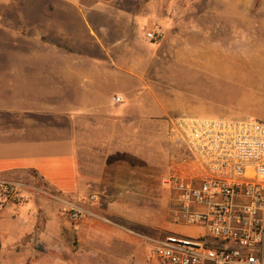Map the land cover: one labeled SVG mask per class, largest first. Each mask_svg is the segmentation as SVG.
<instances>
[{
  "label": "crops",
  "instance_id": "1",
  "mask_svg": "<svg viewBox=\"0 0 264 264\" xmlns=\"http://www.w3.org/2000/svg\"><path fill=\"white\" fill-rule=\"evenodd\" d=\"M84 22L86 33L99 38L93 22ZM57 29L63 37L69 34L66 27ZM127 52L104 55L135 54ZM5 56L17 60L1 68L0 196L6 185L19 189L2 201L0 264L121 263L132 240L125 232H133L127 225L130 211H115L106 202L118 196L115 185L125 188L120 195L128 208L129 201L145 196L136 177L147 176L143 171L150 168L135 141L151 124L146 111L112 101L115 94L126 100L128 68L89 61L97 55L57 44ZM109 88L111 94L102 98ZM123 137L134 140L125 145ZM91 194L98 198L89 201ZM68 206H78L84 215L72 221L61 210ZM176 207L166 210L165 219L173 220ZM153 240L147 238V245Z\"/></svg>",
  "mask_w": 264,
  "mask_h": 264
},
{
  "label": "rangeland",
  "instance_id": "2",
  "mask_svg": "<svg viewBox=\"0 0 264 264\" xmlns=\"http://www.w3.org/2000/svg\"><path fill=\"white\" fill-rule=\"evenodd\" d=\"M86 18L99 29V38L86 33ZM59 27L69 34H58ZM148 31L162 37L150 40ZM53 44L97 55L89 61L127 67L131 81L125 103L134 104L139 114L146 111L151 122L135 140L150 166L143 171L147 176L139 172L136 177L141 180L136 186L147 194H137L128 208L120 195L125 188L115 185L118 196L106 202L115 211H130L127 225L133 232L125 231L132 239L130 250L119 264H147V238L204 233L165 219L166 210L177 205L166 183L168 129L171 119L183 114L264 121V0H0V76L2 67L16 64V58L5 56L10 51ZM105 51L135 54L108 57ZM107 89L102 98L113 91ZM120 140L126 145L134 139Z\"/></svg>",
  "mask_w": 264,
  "mask_h": 264
},
{
  "label": "built area",
  "instance_id": "3",
  "mask_svg": "<svg viewBox=\"0 0 264 264\" xmlns=\"http://www.w3.org/2000/svg\"><path fill=\"white\" fill-rule=\"evenodd\" d=\"M159 31L147 38L159 40ZM114 103L125 96L115 94ZM170 173L166 183L175 192L173 220L198 226L204 233H169L154 239L147 264H264V121L254 117L178 115L168 129ZM6 185L2 201L18 194ZM98 198L91 194L89 201ZM63 212L76 221L78 206Z\"/></svg>",
  "mask_w": 264,
  "mask_h": 264
}]
</instances>
